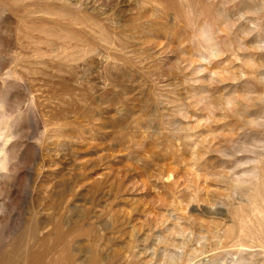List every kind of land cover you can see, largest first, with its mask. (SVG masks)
<instances>
[{"label": "rangeland", "instance_id": "374dc122", "mask_svg": "<svg viewBox=\"0 0 264 264\" xmlns=\"http://www.w3.org/2000/svg\"><path fill=\"white\" fill-rule=\"evenodd\" d=\"M0 264H264V0H0Z\"/></svg>", "mask_w": 264, "mask_h": 264}, {"label": "bare ground", "instance_id": "6f19581e", "mask_svg": "<svg viewBox=\"0 0 264 264\" xmlns=\"http://www.w3.org/2000/svg\"><path fill=\"white\" fill-rule=\"evenodd\" d=\"M1 178V177H0Z\"/></svg>", "mask_w": 264, "mask_h": 264}]
</instances>
